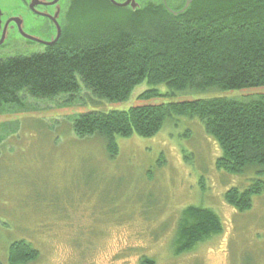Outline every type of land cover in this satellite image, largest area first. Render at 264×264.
<instances>
[{"label": "rangeland", "instance_id": "1", "mask_svg": "<svg viewBox=\"0 0 264 264\" xmlns=\"http://www.w3.org/2000/svg\"><path fill=\"white\" fill-rule=\"evenodd\" d=\"M68 4L59 46L69 35L83 37L86 27V36L95 42L92 26L108 15L95 0ZM33 47L21 42L0 46V59L46 49ZM80 84L73 96L21 94L19 103L0 109L1 264H9V247L19 240L38 252L22 264H264V191L250 196L243 211L225 200L230 188L243 190L264 180V166H248L238 174L218 170L221 150L198 118L167 117L149 138L115 136L114 157L103 137H81L73 129L86 112L243 98L264 92V86L173 90L161 83L154 87L157 96L144 99L139 95L153 86L142 81L126 100L108 101ZM190 206L213 211L220 231L174 254L178 221Z\"/></svg>", "mask_w": 264, "mask_h": 264}, {"label": "trees", "instance_id": "2", "mask_svg": "<svg viewBox=\"0 0 264 264\" xmlns=\"http://www.w3.org/2000/svg\"><path fill=\"white\" fill-rule=\"evenodd\" d=\"M95 1L108 15L92 26L95 42L86 36V27L83 37L69 35L63 46L0 59V109L19 103L21 94L73 96L80 83L108 101L126 100L142 81L153 86L139 95L144 99L157 96L154 87L161 83L173 90L264 86V0H192L177 15L158 0H144L134 10ZM173 116L199 119L221 150L218 170L238 174L248 166H264V92L91 111L80 115L73 129L81 137H103L107 153L114 157L115 136L152 137L165 118ZM255 181L243 190L230 188L226 202L238 211L249 208L250 196L264 191V180ZM219 231L213 211L187 207L178 221L173 252H187ZM37 256L19 240L10 245L7 258L9 264H22Z\"/></svg>", "mask_w": 264, "mask_h": 264}, {"label": "flooded vegetation", "instance_id": "3", "mask_svg": "<svg viewBox=\"0 0 264 264\" xmlns=\"http://www.w3.org/2000/svg\"><path fill=\"white\" fill-rule=\"evenodd\" d=\"M69 1L0 0V46L15 45L18 42L24 47L36 46L42 49L59 46L65 30ZM115 1L122 3L125 0ZM143 1L135 0L138 6ZM185 1L158 0L173 11L181 10ZM118 8L133 9L130 5Z\"/></svg>", "mask_w": 264, "mask_h": 264}, {"label": "water", "instance_id": "4", "mask_svg": "<svg viewBox=\"0 0 264 264\" xmlns=\"http://www.w3.org/2000/svg\"><path fill=\"white\" fill-rule=\"evenodd\" d=\"M113 4H115V5H117V6H127V5H130L131 6V8H136V6H138V4L135 2V0H125L124 2H122V3H118V2H116L115 0H110ZM190 1L191 0H186L185 1V4H184V6H183V8L181 9V10H179V11H176V12H174L173 11V13L174 14H176L177 12L178 13H182L185 9H187V7L189 6V3H190ZM59 35V29H58V33H57V36Z\"/></svg>", "mask_w": 264, "mask_h": 264}]
</instances>
